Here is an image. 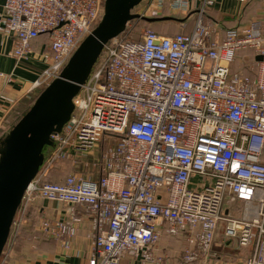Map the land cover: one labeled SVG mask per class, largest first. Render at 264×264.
Masks as SVG:
<instances>
[{"label": "built area", "instance_id": "1", "mask_svg": "<svg viewBox=\"0 0 264 264\" xmlns=\"http://www.w3.org/2000/svg\"><path fill=\"white\" fill-rule=\"evenodd\" d=\"M0 1V33L12 39L15 65L30 58L35 39L48 37L35 92L60 75L97 27L105 0ZM217 2L148 0L139 18L166 10L194 14L192 31L146 32L131 40L123 36L129 22L103 47L73 99L69 121L51 136L50 153L24 192L19 222L36 199L63 205L69 218H43L40 230L68 250L75 211H88L95 234L86 264H121L126 257L207 264L223 225L226 243L248 253L242 264H264V20L219 37L204 21ZM241 51L263 57L254 62L253 76L230 70ZM0 100L11 102L4 95ZM65 159L83 166L84 174L48 182L53 166ZM163 233L185 237L174 260L159 247Z\"/></svg>", "mask_w": 264, "mask_h": 264}, {"label": "water", "instance_id": "2", "mask_svg": "<svg viewBox=\"0 0 264 264\" xmlns=\"http://www.w3.org/2000/svg\"><path fill=\"white\" fill-rule=\"evenodd\" d=\"M143 0H105L97 27L79 45L60 75L43 89L8 130L0 145V257L22 197L37 175L51 136L59 133L74 109L73 99L88 79L103 47L120 36L133 20L146 23L170 18H139L133 10ZM263 57H256L261 62Z\"/></svg>", "mask_w": 264, "mask_h": 264}, {"label": "crops", "instance_id": "3", "mask_svg": "<svg viewBox=\"0 0 264 264\" xmlns=\"http://www.w3.org/2000/svg\"><path fill=\"white\" fill-rule=\"evenodd\" d=\"M1 4L0 1V21L3 18ZM165 14L175 16L176 13L166 10ZM190 17L196 16L193 14ZM257 20H264V0H218L215 6L206 12L204 17L205 23L210 24L219 33V37H222L227 29L234 27L242 29ZM12 50V39L0 33V96L4 95L11 100V102L0 100V137L4 131L6 132L15 108L19 109L21 105L26 103L27 99H31L33 96V83L45 67L42 54L48 51V37L41 35L35 39L31 45L30 58L18 66L15 65V61L11 57ZM67 176L54 173L50 177L53 178L55 183H60ZM40 201L39 199L35 200L30 212L38 213L42 217L53 221H62L69 218L67 208L65 212L63 205ZM75 215L78 218V223L69 249H64L60 241L44 238L40 242L41 244L38 245L40 254L34 258L32 264H86V260L92 253L95 234L92 215L83 208H78ZM163 239L161 238L159 247L161 250L169 251L166 253L171 256L173 254L172 249L175 248L174 250H176L178 247ZM226 247L228 249L230 245L227 244ZM208 263L240 264V260L230 257V254H228L225 257L214 256ZM121 264L147 263H143L140 258L126 257Z\"/></svg>", "mask_w": 264, "mask_h": 264}, {"label": "rangeland", "instance_id": "4", "mask_svg": "<svg viewBox=\"0 0 264 264\" xmlns=\"http://www.w3.org/2000/svg\"><path fill=\"white\" fill-rule=\"evenodd\" d=\"M147 1L148 0H143L137 7L134 8L132 13L136 14L137 12L141 11L142 8H144L145 5L147 4ZM174 15L178 17H163V18H170L174 20V22L164 21L163 23H159V24H148L140 20H133L129 23V26H127L128 27L127 31L123 36H126L127 38L131 40H137L141 37L142 33H146V32H153L157 34L158 36H173L178 33L186 34L189 31L190 32L192 31L195 25V22H196V17H194L195 20L192 21L191 20L192 17H185L179 14H174ZM147 18H158V17H147ZM186 18L189 20H187L185 27L181 26V24L179 23L180 21L176 22V19L181 20V19H186ZM249 55H250L249 52L247 53L246 51L239 52L237 54L236 59L230 66L231 72L242 73L244 75L253 76L254 71H255L254 69L255 66L254 64H250ZM42 90L38 89V91H35L34 93H32L33 96L31 97V99H27L26 103L21 105L19 109L15 108V110L12 112V115H13L12 117H14L16 114H18L23 109H28ZM11 120H9V123ZM9 123L7 125L8 127L6 128V132L11 127ZM6 132L4 131L3 134H6ZM1 137H0V145H1V139L3 138ZM107 144L110 146L112 142L109 141ZM99 148L100 147L98 146L95 149L93 157H96V155L100 152ZM49 153L50 152L48 149L45 155ZM74 158H77V157H74ZM78 159L84 162L88 161L87 158L81 157V156H78ZM263 160H264V155H263ZM76 172L78 174H84L85 169L83 166L74 165L70 160L65 159L63 161H58L53 166L48 176L49 178L47 180L48 182L55 183L53 178H50V176H52L54 173L62 174V175L65 174L66 176V175L75 174ZM41 201L46 202L44 200H41ZM46 203L51 204V202H46ZM37 207L40 208L39 206ZM64 208L66 212V207ZM30 209L28 210L27 214L20 222L17 219V216H15V219H14L15 223L13 222L7 243L0 257V264H32L34 261V258H36V256L40 254L39 252L40 248L38 247V245L41 244L40 242L43 240L44 237H46L42 235V232L40 230V221L45 217H42L38 213L36 214V213L30 212ZM233 216L240 217L239 211H236L233 214ZM222 230H223V225H221V227L218 228L217 236L215 237V241L213 243V246L211 247L210 256L207 258V264H209L208 261L211 260L214 256L225 257L228 254H230V257H234L235 259L240 260V264H242V259L245 256H247L248 253L240 251L238 249V246L232 243L230 244L226 243V241L222 238V235H221ZM162 238H164L163 240L169 241L168 242L169 244H173L174 246L178 247L176 250H174L175 248L172 249L173 254L171 255L172 258L170 259L174 260L175 258L179 257L181 254L180 252L185 245V237L184 236L171 237L163 233ZM227 244L228 246L230 245L228 249L226 247ZM166 252H169V251H166Z\"/></svg>", "mask_w": 264, "mask_h": 264}, {"label": "trees", "instance_id": "5", "mask_svg": "<svg viewBox=\"0 0 264 264\" xmlns=\"http://www.w3.org/2000/svg\"><path fill=\"white\" fill-rule=\"evenodd\" d=\"M161 17L163 18V17H178V16H167L166 14L163 13V14H162L161 16H159L158 18H161ZM181 20H182V21H181ZM181 20H177V19H176V22H177V21H178V22L180 21L179 23L181 24V26H182V27H185V26H186V22H187V20H189V19L186 18V19H181ZM191 20H192V21L195 20L194 17H192ZM166 21H167V22H174V20H172V19H170V20H166ZM142 22H144V21H142ZM163 22H164V21H158V22L148 23V24H159V23H163ZM145 23H146V22H145ZM189 32H190V31H189ZM189 32H188V33H189ZM188 33H186V34H188ZM178 34H185V33H178ZM173 36H174V35H173ZM246 52H247V53L249 52V54H250V55H249L250 64H254V62H256V58L253 57L252 52H250V51H246ZM233 73H234V72H233ZM36 93H37V92H36ZM27 110H28V109H23V110L20 111L18 114H16L14 117H11L12 120L10 119V120H11L10 123H9L10 126L12 127V126H13V125H14V124H15V123L21 118V116H22ZM11 127H10V128H11ZM3 133H4V132H3ZM3 133H2V134H3ZM2 134H1V135H2ZM4 135H5V134H3L2 137H4ZM2 137H1V138H2ZM106 146H107V143H104V142L101 143L100 148H99V151H100V152L97 154V157H99V156L104 152ZM48 149H49V148H46V149L44 150V155H45V153H46V151H47ZM85 158H86V157H85ZM79 166H81V165H79ZM48 178H49V177H48ZM50 178H51V177H50ZM29 214H30V213H29ZM42 235H44V234H42ZM44 236H46V235H44ZM44 238H45V239H49V237H47V236L44 237ZM44 238H43V239H44ZM50 239H51V238H50Z\"/></svg>", "mask_w": 264, "mask_h": 264}]
</instances>
